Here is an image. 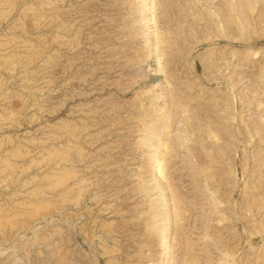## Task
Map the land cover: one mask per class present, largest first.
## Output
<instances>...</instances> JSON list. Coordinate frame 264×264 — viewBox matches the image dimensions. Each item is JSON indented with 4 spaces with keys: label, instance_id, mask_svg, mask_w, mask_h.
<instances>
[{
    "label": "rangeland",
    "instance_id": "obj_1",
    "mask_svg": "<svg viewBox=\"0 0 264 264\" xmlns=\"http://www.w3.org/2000/svg\"><path fill=\"white\" fill-rule=\"evenodd\" d=\"M223 1L0 0V264H264V0Z\"/></svg>",
    "mask_w": 264,
    "mask_h": 264
},
{
    "label": "bare ground",
    "instance_id": "obj_2",
    "mask_svg": "<svg viewBox=\"0 0 264 264\" xmlns=\"http://www.w3.org/2000/svg\"><path fill=\"white\" fill-rule=\"evenodd\" d=\"M223 1V0H222ZM237 3H238V1H237ZM237 3H233V5H232V7H230L229 9L227 8V10H226V8H225V6L224 5H221V6H219V11H220V13H221V17H222V19H223V22H222V19H220V21L222 22V25H221V31L222 32H224V33H226L227 31H229V29L231 30V32L232 31H238L239 29H240V26H239V24L237 23L238 21H237V19L236 18H238V15H240V14H243V11L240 9V6L241 5H237ZM223 4H224V1H223ZM225 4H226V2H225ZM231 4V3H230ZM199 5V4H198ZM223 8H225V10L226 11H222L223 10ZM206 10V9H205ZM205 13V12H204ZM205 15V14H204ZM216 16V15H215ZM210 18V17H209ZM242 18V17H241ZM217 19V18H216ZM245 20V19H244ZM243 20V21H244ZM199 21V20H198ZM210 21V20H209ZM216 22H217V20H216ZM215 22V23H216ZM246 22V21H245ZM217 24V23H216ZM213 25V24H212ZM219 25H220V23H219ZM245 25V24H244ZM213 27V26H212ZM216 27V26H215ZM218 28V27H217ZM216 28V29H217ZM220 30V29H219ZM219 32V31H218ZM217 32V33H218ZM221 34V33H220ZM207 38V37H206ZM219 40V39H218ZM166 41V40H165ZM215 42V41H214ZM213 42V43H214ZM167 43V42H166ZM234 43H236V42H234ZM168 44V43H167ZM205 44V43H204ZM163 45V44H162ZM174 45V44H173ZM235 45V44H234ZM164 47V46H163ZM162 48V47H161ZM169 48V47H168ZM163 49V48H162ZM164 49H166V48H164ZM162 51V50H161ZM227 52V51H226ZM231 57V56H230ZM238 57V56H237ZM236 58V57H235ZM240 58V57H239ZM208 59V58H207ZM230 61V60H229ZM224 62V61H223ZM198 68V67H197ZM199 70V69H198ZM211 79V78H210ZM220 80V79H219ZM224 80H222V82H223ZM212 82H213V80H212ZM216 82V81H215ZM226 82V81H225ZM217 84H219V82L217 83ZM228 84V83H227ZM221 86V85H220ZM228 88V87H227ZM228 96V95H227ZM226 96V97H227ZM231 96H232V94H231ZM232 99V98H231ZM231 101H233V99L231 100ZM227 103V102H226ZM225 103V104H226ZM235 107V106H234ZM179 117V116H178ZM213 119V118H212ZM214 120V119H213ZM229 120V119H228ZM212 121V120H211ZM216 122V121H215ZM218 124V123H217ZM256 125V124H255ZM168 149V148H167ZM169 153V152H168ZM167 155V154H166ZM194 155V154H193ZM168 158V157H167ZM168 160V159H167ZM157 162V159H155L154 160V162L153 163H156ZM235 166V165H234ZM236 169V168H235ZM236 171V170H235ZM163 175V171H162V167H160V166H158L157 167V169H156V176L157 177H160V176H162ZM165 177V176H164ZM68 187V186H67ZM66 189V188H65ZM175 193V192H174ZM176 195V194H175ZM177 198V197H176ZM220 203V202H219ZM78 216V215H77ZM78 218V217H77ZM80 218V217H79ZM181 220V219H180ZM253 222V221H252ZM207 225V224H206ZM207 228V227H206ZM212 233H214V232H212ZM216 233V232H215ZM206 238V237H205ZM165 243V246H164V253H163V257H168L169 256V253H170V249H169V247L167 246V244H166V242H164ZM201 244V243H200ZM181 247V246H180ZM189 248V247H188ZM174 253V252H173ZM226 255V254H225ZM171 258V257H170ZM231 259H233V258H231Z\"/></svg>",
    "mask_w": 264,
    "mask_h": 264
}]
</instances>
